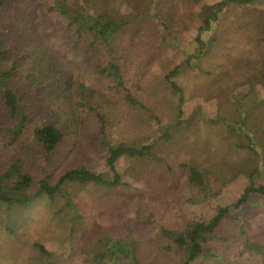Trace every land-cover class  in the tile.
<instances>
[{
    "label": "trees",
    "instance_id": "trees-1",
    "mask_svg": "<svg viewBox=\"0 0 264 264\" xmlns=\"http://www.w3.org/2000/svg\"><path fill=\"white\" fill-rule=\"evenodd\" d=\"M183 1L0 0V163L4 162L0 167V206L26 207L41 196L52 200L64 197L66 206L72 210L69 238L76 242L71 243V257L78 256L82 262L93 250L101 258L119 253L127 264H143L134 240L111 236L95 220H90L92 225L85 231L89 235H82L84 231H80L84 228L78 230L76 226L81 215L69 188L71 185L102 189L130 186L117 169L118 161L152 156L154 145L139 147L133 139H113L110 129L125 119L136 136L149 133L151 124L161 130L162 116L170 109L174 118L160 137L172 136L171 131L184 121L186 112V90L181 78L191 69L204 71L200 62L217 40L208 37V33L230 3H240L236 13L240 24H244L242 20L247 15L255 17L253 27L258 31V43L263 46L264 66V0H198L202 4L196 14L200 24L185 44L188 46L181 63L171 68L178 45L183 44L180 33L190 27L188 15L192 11H184ZM190 14L195 16L194 12ZM63 18H69L68 35L66 40L57 42L45 27ZM150 38L155 45L147 55L144 46ZM81 40L86 42L85 54L72 50L73 44ZM157 60L167 61L169 65H161L160 61L157 64ZM196 61L199 64L195 66ZM150 65L161 67L160 89L143 85L149 81ZM218 73L228 75L229 69L223 66ZM260 76L264 87V68ZM226 89L232 90L231 85H224L219 96L227 94ZM91 124L98 126L99 142L107 148L108 171L79 165L66 169L55 179L58 153L67 144L78 147L85 128ZM221 124L227 138L246 145L262 161L249 170L247 185L237 203L211 206L214 210L211 217L189 219L177 233L162 228V233L170 239L164 249L170 250L176 245L183 253L182 262L177 264H193L204 255L206 246L233 208L246 204L253 194L264 197L261 136L244 120L225 118ZM183 166L187 182L197 192L192 203L209 202L214 183L208 176L209 171L187 163ZM229 168L228 163L224 164L225 172ZM82 222L85 227V221ZM245 233L243 229L235 236L243 237ZM83 236L92 237L93 246L90 239L82 243ZM39 247L47 264H54L53 253L42 245ZM206 256L215 257L212 251Z\"/></svg>",
    "mask_w": 264,
    "mask_h": 264
},
{
    "label": "rangeland",
    "instance_id": "rangeland-1",
    "mask_svg": "<svg viewBox=\"0 0 264 264\" xmlns=\"http://www.w3.org/2000/svg\"><path fill=\"white\" fill-rule=\"evenodd\" d=\"M197 1L182 2L184 11H192L195 16H191L192 12L188 15L190 27L180 33L183 44L178 45L171 68L181 63L188 46L185 44L190 42L200 24L196 14L202 4ZM239 8L240 3H230L208 33V37L217 40L212 51L200 62L204 71L191 69L182 76L186 112L184 121L171 131V137H160L174 118L170 109L162 116L161 130L151 124L147 129L149 133L136 136L125 119L110 129L113 139H133L139 147L154 145L152 156L118 161L117 169L130 186L102 189L92 185H71L69 190L81 215L76 226L78 230L84 228L80 231H84L82 235L91 227L90 220H95L101 230L111 236L134 240L143 264H177L182 262L183 253L176 245L170 250L164 249L170 239L162 233V228L177 233L189 219L211 217L214 213L211 206L237 203L247 185L249 170L261 160V156L246 145L227 138L221 122L225 118L244 120L256 129L264 142V87L260 76L264 68L261 62L263 46L256 38L258 31L253 27L254 16H245L244 24L237 22ZM68 21L69 18L51 21L45 30L55 41L62 42L68 35ZM146 40L144 47L148 55L153 52L155 44L153 38ZM85 49V40L72 47L78 54H85ZM159 61L161 65H169L164 60L155 62L158 64ZM138 63L141 66V58ZM198 64L196 61L195 66ZM156 65L148 66L150 76L143 84L145 87L161 88V67ZM223 66L229 69L228 75L218 73L222 72ZM226 84L231 85L232 90L226 89L227 94L219 96V90ZM98 129L96 124H91L85 128L81 144H75L78 147L71 148L73 145L67 144L58 153L54 164L55 179L66 169L79 165L108 171L107 148L99 142ZM184 163L209 171L208 176L214 182L211 202L192 203L197 192L187 182ZM227 163L230 168L225 172L224 164ZM3 165L1 162L0 167ZM71 212L64 197L52 200L41 196L26 207L1 205L0 264H47L40 245L53 253L54 264H102V261L104 264H127L119 253L101 258L98 252L90 250L85 256L88 260L83 262L78 256L71 257V243L76 244L69 238L73 226ZM243 229L247 231L243 237L235 236ZM88 239L93 246L92 237L83 236L81 242ZM209 244L204 255L193 264H264V197L253 194L246 204L233 208ZM211 251L216 258L206 256Z\"/></svg>",
    "mask_w": 264,
    "mask_h": 264
}]
</instances>
